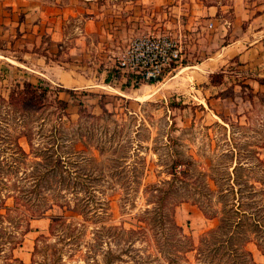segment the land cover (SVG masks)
Returning <instances> with one entry per match:
<instances>
[{"label": "rangeland", "instance_id": "374dc122", "mask_svg": "<svg viewBox=\"0 0 264 264\" xmlns=\"http://www.w3.org/2000/svg\"><path fill=\"white\" fill-rule=\"evenodd\" d=\"M158 34L181 46V62L158 83L126 86L115 65L120 49ZM259 37L264 0H0V164L10 171L0 179L24 177V161H35L29 138L35 148L56 139L75 164L71 177L88 185L59 194L83 206L93 196L98 202L91 222L64 212L76 227L74 239L58 244L65 264H105L112 255L119 257L111 264L153 260L149 235L118 229L145 227L138 220L155 206L147 186L169 179L175 157L192 158L196 173L264 162V54L242 56ZM23 83L49 87L46 101L67 102L65 115L58 119L54 106L26 116L11 111L4 101ZM61 214L55 208L32 221L15 256L31 264L37 237ZM174 218L195 244L216 224L189 203ZM90 244L94 255L86 254ZM248 249L264 264L254 245ZM187 258L197 264L193 252Z\"/></svg>", "mask_w": 264, "mask_h": 264}, {"label": "trees", "instance_id": "16d2710c", "mask_svg": "<svg viewBox=\"0 0 264 264\" xmlns=\"http://www.w3.org/2000/svg\"><path fill=\"white\" fill-rule=\"evenodd\" d=\"M125 85L132 86L130 78H127ZM49 92V87L23 83L16 85L4 102L11 111L21 116L42 113L54 106L59 115L57 118L61 119L65 115L67 102L56 98L53 105L48 103L46 97ZM79 105L83 108L81 112H86L81 102ZM82 116L99 117L89 113ZM28 145L35 150L32 152L35 161L30 165L24 161V177L13 183L0 179V264H24L15 256V250L30 232L31 222L55 208L63 214L51 216L48 235L37 237L31 264H65L63 248H59L58 244L74 239L72 234L76 227L68 221L64 212L83 216L85 222H91L98 202L93 196L83 206L79 203L83 200H71L59 194L62 190L83 191V186L88 189L82 179L71 177L77 172L70 168L75 164L70 159L69 151L62 149L64 145L54 139L49 145L35 148L31 138ZM20 152L27 159V154ZM195 164L192 158L184 160L175 157L168 169L169 179L147 186L146 191L155 206L145 212L149 217L138 220L145 227L136 225L135 229L122 227L118 230L124 236L137 233L149 235L147 240L152 246L154 259L149 260V256L145 264H188L187 255L192 252L197 264H256L248 249L250 244L255 246L264 260V162L257 159L254 165L246 166L238 162L224 170L216 169L214 173H196ZM6 172L10 171L0 164V174ZM259 173L261 177L254 178ZM182 189L193 191L192 197L177 195ZM49 192L56 193L49 195ZM9 199L11 205L7 203ZM181 203L197 207L206 220L216 221L214 227L199 237L197 244L184 235L174 218L175 208ZM52 238L57 241L50 243ZM91 240L96 242L94 238ZM94 248L90 244L86 254L94 255ZM108 255H111L110 251ZM36 256L39 258L36 259ZM110 257L104 261L105 264H111L119 256Z\"/></svg>", "mask_w": 264, "mask_h": 264}, {"label": "built area", "instance_id": "2783aa9c", "mask_svg": "<svg viewBox=\"0 0 264 264\" xmlns=\"http://www.w3.org/2000/svg\"><path fill=\"white\" fill-rule=\"evenodd\" d=\"M182 60L181 46L166 35H144L129 41L116 58V69L131 85L155 84Z\"/></svg>", "mask_w": 264, "mask_h": 264}, {"label": "crops", "instance_id": "0c3cea01", "mask_svg": "<svg viewBox=\"0 0 264 264\" xmlns=\"http://www.w3.org/2000/svg\"><path fill=\"white\" fill-rule=\"evenodd\" d=\"M211 8H208V13H207V16L208 17H211V16H213L214 15V13L210 10ZM259 18V17H258ZM257 18V19H258ZM258 33V32H257ZM242 42H245V39H243L242 40ZM127 43H128V41H127ZM127 43H125V45L120 49V51L121 50H123L126 46H127ZM250 45H253V47L252 48H250L249 50H248V52H245L242 56H251L252 55V53H255V54H259L260 53V55H263L264 54V40H262V38H257V39H255L254 41H252L251 42V44ZM119 51V52H120ZM118 52V53H119ZM251 58V57H250ZM170 73V72H169ZM168 73V74H169ZM83 79V78H82ZM71 83H89V82H83V81H76L75 79H71ZM207 221H210V220H207ZM210 223H211V221H210Z\"/></svg>", "mask_w": 264, "mask_h": 264}]
</instances>
